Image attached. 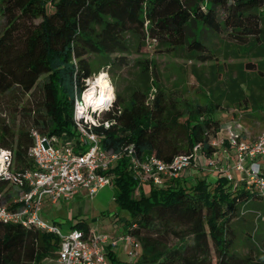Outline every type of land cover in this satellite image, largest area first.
I'll return each instance as SVG.
<instances>
[{
    "label": "trees",
    "instance_id": "obj_1",
    "mask_svg": "<svg viewBox=\"0 0 264 264\" xmlns=\"http://www.w3.org/2000/svg\"><path fill=\"white\" fill-rule=\"evenodd\" d=\"M223 42L252 60L242 73L264 82V0H0V149L12 153L14 172L30 169L31 129L76 142L74 103L87 79L129 69L145 47L157 57L213 62ZM142 65L131 86L115 85L101 117L109 127L93 128L104 150L122 155L106 174L114 202L129 215L124 234L140 244L133 261L109 253L110 264H264V198L245 179L228 181L218 172L212 184L180 176L156 187L134 178L125 148L164 163L192 155L197 145L210 157L217 149L209 142L222 125L220 105L192 104L167 91L151 60ZM243 83L241 73L227 83L233 106L251 100ZM222 146L230 150L226 140ZM8 188L13 192L0 181L1 204L11 198ZM68 229L89 232L80 219ZM239 242L246 254L236 250ZM59 246L54 233L0 222V264H41L56 258Z\"/></svg>",
    "mask_w": 264,
    "mask_h": 264
},
{
    "label": "built area",
    "instance_id": "obj_2",
    "mask_svg": "<svg viewBox=\"0 0 264 264\" xmlns=\"http://www.w3.org/2000/svg\"><path fill=\"white\" fill-rule=\"evenodd\" d=\"M94 80L95 77L86 80L84 91L74 103L76 142L48 138L31 129L33 144L27 155L33 167L22 172L12 170V153L0 149V181L7 182L14 192L7 203H0V222L33 227L57 235L60 239L56 257L58 264H106L105 247L115 246L117 242L126 247L129 261H133L140 251V244L130 235L124 234L115 241L106 235L87 234L78 229L62 233L56 225L41 217L45 201L52 204L69 201L80 192L93 197L99 190L112 184V178L106 173L122 155L104 150L93 128L99 125L109 127L110 123L102 122L101 117L111 109L114 99L109 84L101 92L98 88L92 90ZM103 93H106L104 98ZM225 133L224 140L234 154L231 169L244 174L242 179L264 198V174L259 163L264 161V133L252 142L241 139L230 128ZM224 140L216 142L212 139L209 145L216 149L220 144L221 154L226 155L229 152L222 146ZM199 150L200 146L197 145L192 155L176 156L170 163L155 157L138 159L132 147L125 148L124 153L129 158L130 169L138 183H150L157 187L166 180L180 177L200 156ZM205 163L207 169H216L219 161ZM219 172L228 181H233L228 169H220Z\"/></svg>",
    "mask_w": 264,
    "mask_h": 264
},
{
    "label": "rangeland",
    "instance_id": "obj_3",
    "mask_svg": "<svg viewBox=\"0 0 264 264\" xmlns=\"http://www.w3.org/2000/svg\"><path fill=\"white\" fill-rule=\"evenodd\" d=\"M216 51L217 58L213 62L194 65L191 62L173 57L154 56L152 49L145 47L142 54L132 55V63L129 69L112 74L101 71L94 77L104 75L105 82L112 89V99H114L115 85H119L121 90L131 86L141 72V68L139 69L137 66H143L142 61L144 59L151 60L158 66L167 91H178L192 104H203L207 100H212L221 106L220 112L224 115V118L221 122V130L214 139L216 142L225 139L227 128L238 133L241 139L252 142L264 133V82L255 74L242 73V64L252 60L241 49L223 42L217 46ZM239 73L244 78V83L241 86L243 96H250L251 100L233 106L226 99L228 93L227 83L230 79L238 78ZM253 101L259 102V109L252 108ZM1 117L6 119L4 114H1ZM217 148L222 147L219 144ZM226 150L232 154V151L227 148ZM217 151L216 154L210 157L200 153L202 163L199 164L196 160L198 163L194 162L189 167L192 175L188 178V183L194 182L198 177H204L212 184L217 180L219 170L225 168L230 171L234 178L235 173L231 168L226 167L228 165L226 160L220 162L222 159L221 150ZM231 154H229L230 158L233 155ZM223 156L225 155L223 154ZM211 160L219 161L216 169L206 168L205 161ZM7 193L10 196L13 195L9 188ZM114 193L115 188L111 184L99 190L93 197L83 195L77 202L69 200L59 202L53 208L42 207L41 217L47 222L55 224L62 233L68 230L74 218L84 220L89 224L97 225L102 222H113L120 226L126 218H129V215L114 202ZM258 225L261 233L264 234V219L258 222ZM236 250L239 253L246 254V249L241 242L237 244Z\"/></svg>",
    "mask_w": 264,
    "mask_h": 264
},
{
    "label": "crops",
    "instance_id": "obj_4",
    "mask_svg": "<svg viewBox=\"0 0 264 264\" xmlns=\"http://www.w3.org/2000/svg\"><path fill=\"white\" fill-rule=\"evenodd\" d=\"M219 118L222 120L224 118V115L220 114ZM225 138H226V134H225ZM217 150H218V148H217ZM229 154H231V153H228L225 156L222 155V159L220 161H225L226 160V163L228 164L226 167L231 168L233 160H234V154L232 152L233 155L231 154L232 155L231 158L229 157ZM196 160H198L199 164L202 163V157L199 156V157H197ZM196 160H195V162H196ZM198 162H196V163H198ZM259 163L261 164V168L264 169V161H259ZM232 171H234V173H235L234 179H242V178L245 177L244 174H241V173H239V172H237L235 170H232ZM191 175H192L191 174V170L189 168H187L186 170L183 171V173L181 174V177H184V178L188 179ZM142 184H143V186H146L144 183H142ZM83 195H85V194L83 192H80L78 195H76L72 199L73 202H77V200H80V198ZM57 204H59V203H57ZM57 204H52V203H50L48 201H45L44 204H43V207L44 208H53ZM76 220H78V218L77 219L74 218V221H76ZM128 220H129V218L128 219L126 218L124 220V222L122 223V225H120V226H117L113 222H105V223L102 222V223H99L97 225L96 224H89L86 221L85 222L88 224L89 232L91 234H94V235H106V236H108L110 238V240H115L116 241L118 239V237L124 235V231H125V228H126V222H128ZM73 222H72V224H73ZM68 231H69V229L66 232H68ZM109 253L113 254L114 257L118 261H121V262H124V263L129 262V258L127 256V249L120 242H117V244L115 246L106 245V247H105L106 264H110V260H109V257H108ZM41 264H58V263H57L56 258H53V259H46Z\"/></svg>",
    "mask_w": 264,
    "mask_h": 264
},
{
    "label": "bare ground",
    "instance_id": "obj_5",
    "mask_svg": "<svg viewBox=\"0 0 264 264\" xmlns=\"http://www.w3.org/2000/svg\"><path fill=\"white\" fill-rule=\"evenodd\" d=\"M104 75H99L95 78V80L92 83V90L98 88L99 91H103L105 88H107L108 84L105 82ZM110 95V94H109ZM106 96V93H103V98Z\"/></svg>",
    "mask_w": 264,
    "mask_h": 264
}]
</instances>
